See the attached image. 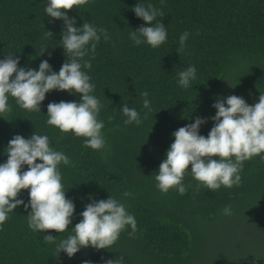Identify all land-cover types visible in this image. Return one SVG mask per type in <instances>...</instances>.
Wrapping results in <instances>:
<instances>
[{
	"label": "trees",
	"instance_id": "16d2710c",
	"mask_svg": "<svg viewBox=\"0 0 264 264\" xmlns=\"http://www.w3.org/2000/svg\"><path fill=\"white\" fill-rule=\"evenodd\" d=\"M43 2L0 0V58L15 52L19 65L35 69L46 59L58 71L66 60L56 44L62 22H49ZM144 2L161 9L163 15L156 20L167 28V39L156 48L128 38L131 28L145 23L131 9L136 0H85L67 10L78 25L82 18L110 34L84 57L91 66L83 69L102 105L98 118L104 121L103 148L86 147L83 137L45 123L50 101L78 100V94L51 90L40 102L41 111L20 108L10 97L9 110L0 113V153L13 134L28 137L35 130L69 157L68 165L58 166L66 196L75 205L69 229L81 219L86 194L93 193L97 199L109 194L121 199L136 219L135 232L128 235L126 226L109 250L86 247L69 258L56 247L69 230L33 231L27 222L30 208L21 205L0 223V264H81L84 259L101 264L102 258L119 255L124 264H264V160L259 155L242 162L240 183L232 187H197L188 171L182 180L184 194L174 188L162 193L154 181V171L174 139L171 133L197 115H213L217 95L235 94L253 104L264 92V0ZM185 30L189 35L178 53V37ZM189 64L195 65L196 77L181 88L176 72ZM142 91L151 101L147 114ZM122 103L137 109L140 124L124 123ZM211 126V120L202 124L200 134L206 136ZM6 158L0 155V162ZM19 196L26 201L27 190ZM225 205H231V215L220 213ZM45 233L53 240L45 241Z\"/></svg>",
	"mask_w": 264,
	"mask_h": 264
},
{
	"label": "clouds",
	"instance_id": "9594fccd",
	"mask_svg": "<svg viewBox=\"0 0 264 264\" xmlns=\"http://www.w3.org/2000/svg\"><path fill=\"white\" fill-rule=\"evenodd\" d=\"M84 3L85 0H44L43 15L49 17V22L53 19L62 22L60 39L56 44L63 49L66 60L56 71L46 59H41L33 69L19 65L20 57L15 52H8L0 58V113L9 110L10 97L20 108L41 111L40 102L51 90L78 94V100L50 101L46 105V113H43L45 123L62 133L71 132L74 136L83 137L82 144L96 150L105 145L104 121L98 118L102 105L93 94L95 85L88 72L83 70L91 66L90 59L84 57L94 53L101 38L110 39V34L107 29L98 28L82 18L78 25L76 18L68 15L67 10ZM131 9L145 23L135 29L130 27L129 40L135 45L143 43L159 47L167 39V28L161 20H156L157 16L163 15L161 9L144 0H136ZM46 33L52 35L49 31ZM188 35L187 30L179 35L178 53L185 46ZM196 71L194 64L180 69L176 72L175 83L181 88L189 87ZM140 95L144 97L141 106L145 114L152 112L148 92L142 91ZM211 107L215 112L210 117L197 115L192 122L171 133L174 139L154 171L155 187L160 192L174 188L178 194H184L186 186L182 180L186 171L197 181V187L203 186L208 190L232 187L240 183L239 169L243 161L253 155L264 160V92L260 91L258 101L253 104L235 94L217 95ZM120 111L126 117L125 124L141 123L135 107L122 103ZM208 120L212 121V126L205 136L199 129ZM4 154L7 158L0 162V223L14 208L21 205L24 209L30 208L27 222L33 231L54 229L62 233L69 230V234L56 245L57 253L63 251L69 258L81 248L109 250L126 226L131 229L128 235L135 232L134 215L121 199L110 194L97 199L93 193H87L88 202L79 212L81 219L70 229L67 227L72 224L75 205L66 196L67 189L63 186L58 166L61 163L68 165L70 160L63 151L51 146L46 134L35 130L28 137L13 134L0 153ZM25 189L26 201L19 196ZM122 195L126 197L129 193L125 191ZM219 211L222 215H231V205H225ZM43 238L50 242L54 236L45 233ZM81 264L93 262L84 259ZM101 264H124V261L119 255L102 258Z\"/></svg>",
	"mask_w": 264,
	"mask_h": 264
},
{
	"label": "rangeland",
	"instance_id": "374dc122",
	"mask_svg": "<svg viewBox=\"0 0 264 264\" xmlns=\"http://www.w3.org/2000/svg\"><path fill=\"white\" fill-rule=\"evenodd\" d=\"M225 86L229 85V82L224 83ZM70 261H66L64 264H70Z\"/></svg>",
	"mask_w": 264,
	"mask_h": 264
}]
</instances>
